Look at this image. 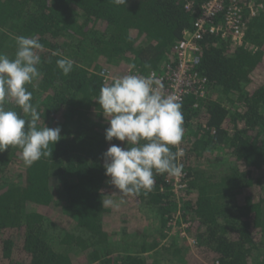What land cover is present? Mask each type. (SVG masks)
<instances>
[{"label": "trees", "instance_id": "16d2710c", "mask_svg": "<svg viewBox=\"0 0 264 264\" xmlns=\"http://www.w3.org/2000/svg\"><path fill=\"white\" fill-rule=\"evenodd\" d=\"M237 1L256 8L244 10V46L205 35L196 70L206 96L181 102L173 151H183L187 187L175 193L162 174L147 195L121 196L103 154L126 143L105 139L100 89L162 72L204 0H0V54L15 57L17 36L44 46L42 75L27 88L39 127H60L62 137L30 167L18 148L0 152V264H167L161 243L176 218L196 249L177 233L175 264H264V0ZM63 57L75 61L67 76ZM5 108L30 119L11 99ZM106 195L120 206L102 207Z\"/></svg>", "mask_w": 264, "mask_h": 264}, {"label": "clouds", "instance_id": "9594fccd", "mask_svg": "<svg viewBox=\"0 0 264 264\" xmlns=\"http://www.w3.org/2000/svg\"><path fill=\"white\" fill-rule=\"evenodd\" d=\"M113 2L126 5V0ZM43 50L38 38L17 36L15 57L10 59L0 54V152L18 148L26 167L51 156L50 146L62 139L60 127H39L40 115L31 103L32 93L27 88L42 75L38 66L39 53ZM56 64L67 76L73 71L75 61L63 57ZM162 89L154 72L147 76H119L100 89L97 102L109 125L105 139L126 143L125 147L111 144L103 154L105 175L118 190L115 193L121 196H136L141 192L147 195L155 185L156 175L180 177L183 174L182 165L178 163L183 151H173V146L181 144L184 135L182 104L178 97ZM9 99L30 119L6 109ZM106 196L109 198L102 202V207L120 206L110 195Z\"/></svg>", "mask_w": 264, "mask_h": 264}, {"label": "built area", "instance_id": "2783aa9c", "mask_svg": "<svg viewBox=\"0 0 264 264\" xmlns=\"http://www.w3.org/2000/svg\"><path fill=\"white\" fill-rule=\"evenodd\" d=\"M246 7L256 15V8L252 3L242 5L237 0H204L201 14L194 22L193 28L184 32L182 41L173 50L174 61L165 65L162 72H150L156 74L166 94L175 95L180 102L191 92H195L201 98L206 96L208 80L196 70L201 64L199 42L205 35L211 34L230 38L235 47L244 46L243 14ZM102 75L108 77L105 71ZM173 179L175 193L187 187V174L184 171L180 177ZM177 220L178 218L169 224L170 231L177 230V233L187 240L191 250H195L196 241L187 234L189 224L183 223L179 226Z\"/></svg>", "mask_w": 264, "mask_h": 264}, {"label": "rangeland", "instance_id": "374dc122", "mask_svg": "<svg viewBox=\"0 0 264 264\" xmlns=\"http://www.w3.org/2000/svg\"><path fill=\"white\" fill-rule=\"evenodd\" d=\"M147 217V216H145ZM150 219L147 220V225L150 223ZM167 233V232H166ZM177 234V230H174L173 232H169V234H166V238L163 239L161 243V249L166 251V254L164 256V259H167L168 261L166 262L167 264H175L176 261H173L175 253H177V249L172 246V244L175 242V235ZM184 241L179 240V244L183 243ZM170 248V249H169ZM172 248V250H171Z\"/></svg>", "mask_w": 264, "mask_h": 264}]
</instances>
